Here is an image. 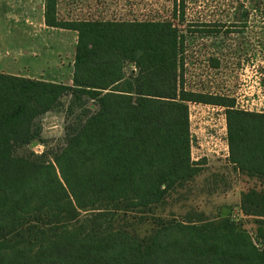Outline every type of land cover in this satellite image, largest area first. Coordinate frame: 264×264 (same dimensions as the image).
I'll list each match as a JSON object with an SVG mask.
<instances>
[{
  "label": "trees",
  "instance_id": "1",
  "mask_svg": "<svg viewBox=\"0 0 264 264\" xmlns=\"http://www.w3.org/2000/svg\"><path fill=\"white\" fill-rule=\"evenodd\" d=\"M58 5L45 0L44 19L78 33L72 82L0 72V264H264V193L255 189L241 200L244 214L257 217L255 234L201 215L160 219L146 236L79 219L89 209L113 214L120 203L146 212L203 171L205 160L191 156L190 103L225 108L230 162L264 184V111L187 87L185 75L192 53L220 70L224 49L243 52V41L232 48L221 37L249 22L264 27V0H227L192 19L188 0L144 19L67 20ZM204 38L214 39L210 48L196 49ZM59 110L64 145L30 150L44 141L42 117Z\"/></svg>",
  "mask_w": 264,
  "mask_h": 264
},
{
  "label": "rangeland",
  "instance_id": "2",
  "mask_svg": "<svg viewBox=\"0 0 264 264\" xmlns=\"http://www.w3.org/2000/svg\"><path fill=\"white\" fill-rule=\"evenodd\" d=\"M226 1L188 0V18H196L198 10L202 11L207 6L211 7L205 13L212 16L209 10ZM44 3L45 0H0V21L5 18L11 22V25H0V36L4 38L6 35L7 38L2 44L8 47V53L13 58L18 57L17 70L21 75L44 79L58 77V81L68 84L78 33L47 27L44 23ZM172 7L173 0H59L58 10L60 17L67 20L87 17L144 19L169 16ZM221 38L225 39L224 46L232 48L239 47L243 41L241 46L245 50L234 54L224 49L220 70L205 67L207 56L192 53L185 71L187 87L228 94L237 99L240 108L264 111V27L249 22L241 34ZM213 41L204 38L195 44V48H210ZM0 53L4 55L6 50H0ZM133 68L132 64L126 66L127 71ZM68 101L69 98H66L65 102ZM89 105L92 110L96 109L93 102ZM213 106L190 103L191 156L193 160H205L203 171L197 177L175 187L163 202L146 212H143L144 209L126 210L125 204L120 203L112 207L113 214L100 215L98 212L105 211L89 209L81 211L79 219L94 230L123 227L146 236L160 219L187 221L196 220L201 215L217 222L230 218L255 234L257 217L244 214L242 192L255 189L264 193V184L241 173L223 152L214 151L217 146L210 137L213 133L219 135L223 132L226 116L224 107ZM41 122L44 141L33 144L29 149L42 153L48 148L54 150L63 146L67 123L65 111L49 112ZM261 200L264 207V199Z\"/></svg>",
  "mask_w": 264,
  "mask_h": 264
},
{
  "label": "crops",
  "instance_id": "3",
  "mask_svg": "<svg viewBox=\"0 0 264 264\" xmlns=\"http://www.w3.org/2000/svg\"><path fill=\"white\" fill-rule=\"evenodd\" d=\"M44 23H45V19H44ZM1 24H3V26H5L6 24L7 25H11V22L8 19L5 20V18H3L0 21V25ZM47 27H49V26H47ZM50 28H54V27H50ZM59 29H61V28H59ZM8 34H9V32H8ZM6 39H7L6 38V35H5L4 38L2 36H0V50H6V53L4 55H2L0 53V72L7 73V74H14V75H20V76L30 77V78H34V79H43V80H47V81L63 82V81H58L59 80V79H57L58 77L57 78L56 77H52L51 79H44V78L36 77V76L21 75L19 73V71L17 70L18 63H19L18 57L16 56V57L13 58L11 56V54L8 53L9 52L8 51V47L7 46H4L2 44V42L5 41ZM72 76H73V71H72L71 76H70L71 77L70 78V83L72 82Z\"/></svg>",
  "mask_w": 264,
  "mask_h": 264
},
{
  "label": "built area",
  "instance_id": "4",
  "mask_svg": "<svg viewBox=\"0 0 264 264\" xmlns=\"http://www.w3.org/2000/svg\"><path fill=\"white\" fill-rule=\"evenodd\" d=\"M217 106V105H214ZM213 106V108H214ZM223 132H220L219 135L216 133H213L210 137V139H214L212 142L217 148H214L215 152H223L226 156H229V145H228V139H227V124L226 122L223 125L222 128ZM209 142V141H208Z\"/></svg>",
  "mask_w": 264,
  "mask_h": 264
}]
</instances>
